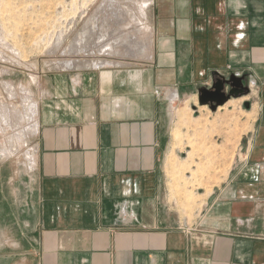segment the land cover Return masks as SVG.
I'll return each mask as SVG.
<instances>
[{
  "label": "crops",
  "instance_id": "1",
  "mask_svg": "<svg viewBox=\"0 0 264 264\" xmlns=\"http://www.w3.org/2000/svg\"><path fill=\"white\" fill-rule=\"evenodd\" d=\"M141 21L138 43L118 41L13 90L25 115L27 168L22 177L3 176L16 184L0 197L12 257L19 264H264V0H151ZM216 78L246 88L245 96L255 92L252 124L226 178L188 220L170 203L165 153L176 112ZM11 108L0 101V133L20 127ZM1 137L8 152L9 138Z\"/></svg>",
  "mask_w": 264,
  "mask_h": 264
},
{
  "label": "rangeland",
  "instance_id": "2",
  "mask_svg": "<svg viewBox=\"0 0 264 264\" xmlns=\"http://www.w3.org/2000/svg\"><path fill=\"white\" fill-rule=\"evenodd\" d=\"M150 1L0 0V101L14 107L10 120L20 123L1 132V138H9L10 154L0 150V197L16 187L12 181L4 182L5 177H22L27 168V147L20 135L25 115L18 112L21 103L13 92L19 93L20 83L42 71L108 53L118 41L117 46L138 43L143 36L139 24ZM244 94L216 111L195 101L176 112L164 170L170 203L183 218L191 220L202 210L205 197L221 185L242 152V137L251 128L254 113L242 101L251 105L256 96ZM2 153L9 156L5 162ZM11 234L0 231V264L20 263L12 257Z\"/></svg>",
  "mask_w": 264,
  "mask_h": 264
},
{
  "label": "water",
  "instance_id": "3",
  "mask_svg": "<svg viewBox=\"0 0 264 264\" xmlns=\"http://www.w3.org/2000/svg\"><path fill=\"white\" fill-rule=\"evenodd\" d=\"M228 85V87H226ZM247 93V89L241 85L223 81L220 78L214 79L211 89L200 92L198 101L200 104H208L211 110L221 106L229 97H238ZM244 108H249V102L243 103Z\"/></svg>",
  "mask_w": 264,
  "mask_h": 264
},
{
  "label": "bare ground",
  "instance_id": "4",
  "mask_svg": "<svg viewBox=\"0 0 264 264\" xmlns=\"http://www.w3.org/2000/svg\"><path fill=\"white\" fill-rule=\"evenodd\" d=\"M140 22V21H139ZM138 22V23H139ZM137 25V24H136ZM141 29L142 30H144V31H149V26H147L145 23L144 24H142V26H141ZM139 31V30H138ZM143 33V32H142ZM145 34V33H144ZM149 34V33H148ZM146 50V49H145ZM147 51V50H146ZM139 54V53H138ZM148 56V55H147ZM101 60V59H100ZM97 64V63H100V61H96V60H92V62H91V64ZM108 63V62H107ZM100 65V64H99ZM96 66V65H95ZM220 109V108H219Z\"/></svg>",
  "mask_w": 264,
  "mask_h": 264
}]
</instances>
